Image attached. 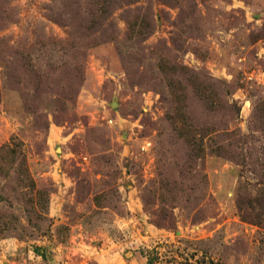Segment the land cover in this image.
<instances>
[{"label":"rangeland","instance_id":"1","mask_svg":"<svg viewBox=\"0 0 264 264\" xmlns=\"http://www.w3.org/2000/svg\"><path fill=\"white\" fill-rule=\"evenodd\" d=\"M0 264H264V0H0Z\"/></svg>","mask_w":264,"mask_h":264}]
</instances>
